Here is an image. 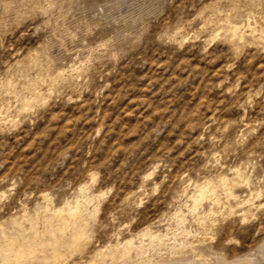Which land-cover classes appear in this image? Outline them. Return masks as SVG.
<instances>
[{
  "label": "rangeland",
  "instance_id": "374dc122",
  "mask_svg": "<svg viewBox=\"0 0 264 264\" xmlns=\"http://www.w3.org/2000/svg\"><path fill=\"white\" fill-rule=\"evenodd\" d=\"M81 192L65 264H264V0H0V231Z\"/></svg>",
  "mask_w": 264,
  "mask_h": 264
},
{
  "label": "bare ground",
  "instance_id": "6f19581e",
  "mask_svg": "<svg viewBox=\"0 0 264 264\" xmlns=\"http://www.w3.org/2000/svg\"><path fill=\"white\" fill-rule=\"evenodd\" d=\"M234 29L232 30V28H231L232 34H235L236 29L235 30ZM233 37H236V36H233ZM226 181L227 180L225 177L220 181L221 183L219 182L220 184L218 183V185L222 186V184L226 183ZM218 185H217V183L212 184V182L211 183L208 182L204 185H201L198 189L199 191L196 192L197 195H196L194 202L196 203V202H202L204 200H212L211 199L212 198V192H214L215 188ZM81 191L84 192V190H81ZM85 193L84 194L82 193L83 198L85 200L84 201L77 200L76 204H72L69 202V203H66L63 207L57 208V209L49 208L47 206L44 215L41 217V219H42V224H41L42 230H39V227L36 224L37 222L35 221V219L37 217L36 218L34 217L32 220L30 218V220L32 221V226L37 227V229L35 230L34 241H36V240L39 241L38 246L33 245V243H32V245H28V247H25V246H23V244H20L17 241L16 235L13 236V237H15V238H13L10 235L11 233L8 234L7 232H5L2 229L0 231V264H65L64 263V257L66 255L65 251L70 252V249L71 250L77 249L79 247V243H80L79 240L82 239V236H83V230H82V234H79L80 232L78 233L76 230H77V228H79L81 226V221L82 220L85 221L84 220L85 218L83 217V211H84L86 204H88V201H90L88 199V195H86ZM214 203H216V202H214ZM47 211H50V212H47ZM24 217H25V215H24ZM26 218H27V216H26ZM37 221H38V218H37ZM23 224L24 223L18 224V229L20 227H24ZM35 227H32V228H35ZM18 229H17V231H18ZM20 229H22V228H20ZM83 229H85V228H83ZM31 234L33 235V233H31ZM84 234H86V233H84ZM27 235L28 234H26V236ZM157 236H159V235H157ZM31 237H33V236H31ZM34 244H35V242H34ZM62 247L65 250L62 249ZM130 247H128V248H130ZM122 250H124V249H122ZM94 264H95V262H94Z\"/></svg>",
  "mask_w": 264,
  "mask_h": 264
}]
</instances>
